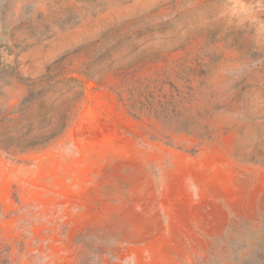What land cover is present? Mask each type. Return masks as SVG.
Listing matches in <instances>:
<instances>
[{
    "label": "rangeland",
    "instance_id": "374dc122",
    "mask_svg": "<svg viewBox=\"0 0 264 264\" xmlns=\"http://www.w3.org/2000/svg\"><path fill=\"white\" fill-rule=\"evenodd\" d=\"M6 258L264 264V0H0Z\"/></svg>",
    "mask_w": 264,
    "mask_h": 264
},
{
    "label": "trees",
    "instance_id": "16d2710c",
    "mask_svg": "<svg viewBox=\"0 0 264 264\" xmlns=\"http://www.w3.org/2000/svg\"><path fill=\"white\" fill-rule=\"evenodd\" d=\"M52 136H54V135L49 136V138ZM9 263H10V261L8 260V258L4 259V261L2 262V264H9Z\"/></svg>",
    "mask_w": 264,
    "mask_h": 264
}]
</instances>
